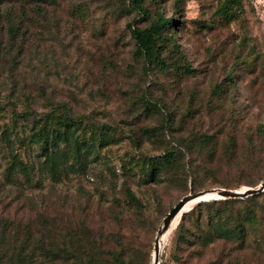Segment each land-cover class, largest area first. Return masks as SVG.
Listing matches in <instances>:
<instances>
[{
	"label": "rangeland",
	"instance_id": "1",
	"mask_svg": "<svg viewBox=\"0 0 264 264\" xmlns=\"http://www.w3.org/2000/svg\"><path fill=\"white\" fill-rule=\"evenodd\" d=\"M223 2L0 0V257L45 249V264H152L184 196L264 182V0H238L230 17ZM161 18L175 28L164 26L163 63L147 65L130 28ZM71 123L80 155L62 144L69 159L53 180L30 137ZM5 130L28 175L12 169ZM192 208L196 234L216 208ZM232 211L245 216L243 205ZM181 219L162 237L159 264H218L223 254L221 264H264L252 236L242 252L186 244ZM68 248L74 260L60 257Z\"/></svg>",
	"mask_w": 264,
	"mask_h": 264
},
{
	"label": "trees",
	"instance_id": "2",
	"mask_svg": "<svg viewBox=\"0 0 264 264\" xmlns=\"http://www.w3.org/2000/svg\"><path fill=\"white\" fill-rule=\"evenodd\" d=\"M145 1L146 0H132V6L141 8ZM237 3L238 0H224L220 6L219 13L226 17L234 15L233 7ZM174 22L175 21L173 19L168 20L161 18L155 28L153 27L151 29L143 30L130 28L132 39L134 40L136 46L135 53L137 56L144 59L147 65L160 66L163 63L161 43L164 39L166 40V38L163 37L162 33L164 31V26L168 29H174ZM174 33L175 32H173V34ZM169 40L171 41L172 37ZM66 127L67 129L64 132L58 131L53 134L35 131L30 137V142L43 144L42 156L45 158L44 164L49 165V175L53 180H58L61 177L62 172H59V165L66 164L69 159L68 152L61 149L62 144L73 143V150L76 151L77 156L80 155V142L71 132V129L75 128V125L73 123L66 124ZM2 137L8 147V150L11 152L12 158L15 159L12 169L19 170L24 175H28V169L25 164L18 160L14 155V150L12 148L13 143L12 140H10V132L5 130L2 133ZM164 158H166V155ZM250 160L252 163L258 164L261 159L259 158L257 161L254 159ZM260 198L264 199V193L246 199L213 200L206 203L195 204L193 208L189 210V213L201 210L203 207H215L216 209L211 211V217L209 222H207L206 227H201L199 233L196 234L192 230L186 228L185 221L188 213H185L183 217L181 216L182 219L178 226V232L181 236V240L186 244H200L203 247H206L215 241H218L219 243L223 242L221 244L229 246V251L232 253L234 251L242 252L245 247L248 246L249 237L252 236L257 244V247L262 249L264 247V235H260L259 229L264 223V200L263 203L260 204L258 202ZM238 205L244 206V217L241 215L236 217L233 216L234 212L232 209ZM227 213L232 216L231 219H229L226 215ZM45 229L47 230V228ZM28 240L30 239L27 238V240H24L22 242V246H26V244L29 245L30 241ZM39 244L43 246L44 241L40 239ZM22 246L20 247L22 248ZM5 252L7 253V259L6 257H0V264H26L32 260H38L39 256L43 258V261L38 264H45V258L50 257L52 254L45 249L40 252L21 251V253H17L15 250L9 252V249L6 248ZM59 255L65 259V261H68L70 258L73 260L76 258L75 254L69 248L60 251ZM230 257V254L218 256V264H221L223 260ZM75 260L77 263L79 262L77 259ZM88 263L94 264L92 261H89ZM228 264H230V262Z\"/></svg>",
	"mask_w": 264,
	"mask_h": 264
},
{
	"label": "water",
	"instance_id": "3",
	"mask_svg": "<svg viewBox=\"0 0 264 264\" xmlns=\"http://www.w3.org/2000/svg\"><path fill=\"white\" fill-rule=\"evenodd\" d=\"M264 192V182L255 188H245L242 190H229V189H216L210 191H200L197 193H191L184 196L167 214L162 226L160 227L158 234L155 239L153 263L159 264L160 252H161V238L171 228L173 222L182 216L184 208L190 204H199L203 201L211 199H246Z\"/></svg>",
	"mask_w": 264,
	"mask_h": 264
},
{
	"label": "bare ground",
	"instance_id": "4",
	"mask_svg": "<svg viewBox=\"0 0 264 264\" xmlns=\"http://www.w3.org/2000/svg\"><path fill=\"white\" fill-rule=\"evenodd\" d=\"M208 199H211V198L208 197ZM194 205H195V203H190V204H188V205L184 208L183 213H184L185 210L191 208V207L194 206ZM176 220H177V219H176ZM176 220H175V221H176ZM175 221L173 222V224L175 223ZM173 224H172V226H173ZM172 226H171V227H172ZM170 229H171V228H170ZM170 229H169L166 233H169ZM166 233H165V234H166ZM165 234H164V235H165ZM164 235H163V236H164ZM163 236H162V237H163ZM161 246H162V238H161L160 247H161ZM161 249H162V248H161Z\"/></svg>",
	"mask_w": 264,
	"mask_h": 264
}]
</instances>
